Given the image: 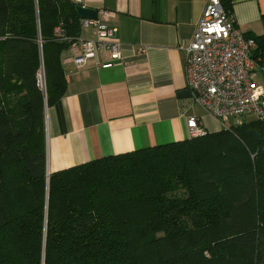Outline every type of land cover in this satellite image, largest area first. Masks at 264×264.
Instances as JSON below:
<instances>
[{"label": "trees", "instance_id": "trees-1", "mask_svg": "<svg viewBox=\"0 0 264 264\" xmlns=\"http://www.w3.org/2000/svg\"><path fill=\"white\" fill-rule=\"evenodd\" d=\"M76 6L0 0V264H264V120L48 175Z\"/></svg>", "mask_w": 264, "mask_h": 264}, {"label": "crops", "instance_id": "crops-1", "mask_svg": "<svg viewBox=\"0 0 264 264\" xmlns=\"http://www.w3.org/2000/svg\"><path fill=\"white\" fill-rule=\"evenodd\" d=\"M209 0H82V5L114 12L123 59L112 68L100 63L102 53L77 69L75 51L61 55L66 94L45 109L48 172H57L103 157L188 139L182 111L188 98L185 55ZM246 36L261 39L263 57L256 80L264 87V0H235L230 14ZM81 39H95L93 28H82ZM197 107V108H196ZM197 116L209 133L220 123L199 106Z\"/></svg>", "mask_w": 264, "mask_h": 264}, {"label": "built area", "instance_id": "built-area-1", "mask_svg": "<svg viewBox=\"0 0 264 264\" xmlns=\"http://www.w3.org/2000/svg\"><path fill=\"white\" fill-rule=\"evenodd\" d=\"M71 1L83 6L82 0ZM114 16V12L100 10L96 19L81 20L82 28L96 31V38H79L69 47L75 51L73 62L77 69L84 68L102 53L108 55L107 60L100 63L103 69L112 68L123 59L117 38L118 27L109 24V18ZM256 48L255 39L247 37L235 26L221 0H209L192 39L180 45L185 55V75L190 92L189 103L182 111L188 139L208 132L197 116H186L195 106L212 115L226 130L242 126L249 120H264V87L256 80L257 64L251 57ZM42 74L39 85L45 89Z\"/></svg>", "mask_w": 264, "mask_h": 264}, {"label": "water", "instance_id": "water-1", "mask_svg": "<svg viewBox=\"0 0 264 264\" xmlns=\"http://www.w3.org/2000/svg\"><path fill=\"white\" fill-rule=\"evenodd\" d=\"M76 11H77L78 16L81 19H96L97 18L98 12L94 9L87 8L84 6H76ZM41 67H42V71H43L44 70L43 62H42ZM43 93H44V97L46 99V92H43ZM189 96H190V92L188 90H184V91L179 93V97L183 98V99L188 98ZM48 175H49V172H48Z\"/></svg>", "mask_w": 264, "mask_h": 264}, {"label": "bare ground", "instance_id": "bare-ground-1", "mask_svg": "<svg viewBox=\"0 0 264 264\" xmlns=\"http://www.w3.org/2000/svg\"><path fill=\"white\" fill-rule=\"evenodd\" d=\"M42 73H43V74H42V78H43L44 72L42 71ZM44 79H45V76H44Z\"/></svg>", "mask_w": 264, "mask_h": 264}, {"label": "rangeland", "instance_id": "rangeland-1", "mask_svg": "<svg viewBox=\"0 0 264 264\" xmlns=\"http://www.w3.org/2000/svg\"><path fill=\"white\" fill-rule=\"evenodd\" d=\"M197 108V107H196ZM248 118H252V117H248Z\"/></svg>", "mask_w": 264, "mask_h": 264}]
</instances>
